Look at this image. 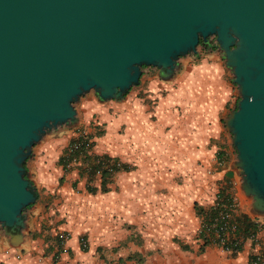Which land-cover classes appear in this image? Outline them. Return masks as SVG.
<instances>
[{
    "label": "crops",
    "instance_id": "crops-1",
    "mask_svg": "<svg viewBox=\"0 0 264 264\" xmlns=\"http://www.w3.org/2000/svg\"><path fill=\"white\" fill-rule=\"evenodd\" d=\"M178 63L168 81L152 67L142 70L123 101L79 97L77 123L32 146L25 166L37 198L26 210L18 245L0 231V264H248V256L258 254L264 215L251 214L248 207L238 206L237 212L261 226L235 255L202 244L197 235L195 205H211L217 183L236 174L223 119L237 98L231 106L230 72L217 49L198 47ZM94 129L102 134L92 137L88 152L106 154L128 169L110 176L107 191L89 193L79 159L66 170L56 161L72 137ZM99 182L95 174L89 185L98 188ZM65 232L68 238L57 247ZM133 254L141 261L128 258Z\"/></svg>",
    "mask_w": 264,
    "mask_h": 264
},
{
    "label": "water",
    "instance_id": "water-1",
    "mask_svg": "<svg viewBox=\"0 0 264 264\" xmlns=\"http://www.w3.org/2000/svg\"><path fill=\"white\" fill-rule=\"evenodd\" d=\"M209 43L238 94L223 119L230 167L261 216L264 0H0V231L12 246L37 198L24 162L45 134L77 123L79 97L123 101L142 66L171 80L179 57Z\"/></svg>",
    "mask_w": 264,
    "mask_h": 264
},
{
    "label": "trees",
    "instance_id": "trees-1",
    "mask_svg": "<svg viewBox=\"0 0 264 264\" xmlns=\"http://www.w3.org/2000/svg\"><path fill=\"white\" fill-rule=\"evenodd\" d=\"M144 68L151 67L142 66L141 73ZM152 70L155 71L157 69L152 67ZM232 86L234 85L232 84ZM101 134V129H94L92 133H81L76 137H72L67 146L58 155L56 161L62 169L66 170L70 167L69 164L79 159L78 172L86 178L85 190L89 193H94L96 190H99V192L107 191L105 184L108 182L110 176L116 171L128 169L125 164L106 154L97 155L88 152L93 145L92 137ZM216 158L221 163L224 160V155L219 152L216 154ZM25 162L24 167L26 168ZM95 174H99L100 177L98 188L89 185V181L93 179ZM234 190L232 179L227 175L217 183L211 205L207 207L195 205L194 207L195 213L200 219L197 235L202 244L210 243L217 245L230 255H235L240 251L242 242L245 239L253 241V237L259 227L261 225L264 226V222L260 225L247 214L237 212L238 208L236 199L234 198ZM215 234H218L222 240L215 238ZM82 239L81 237L79 240L81 241ZM56 245L57 247L60 246L59 239H56ZM128 258L135 260V262L141 261L137 254H133ZM248 264H264V247L258 254L248 256Z\"/></svg>",
    "mask_w": 264,
    "mask_h": 264
},
{
    "label": "rangeland",
    "instance_id": "rangeland-1",
    "mask_svg": "<svg viewBox=\"0 0 264 264\" xmlns=\"http://www.w3.org/2000/svg\"><path fill=\"white\" fill-rule=\"evenodd\" d=\"M211 40H212V37H211ZM146 68H144L143 70H145ZM230 77H231V75H230ZM84 95H95L94 93H93V91L92 90H89L88 92H86L85 94H83L82 96H84ZM81 97V96H80ZM236 98H238V94H237V92H236V87L235 86H231V106H233V104H234V101H235V99ZM109 101V100H108ZM114 101V100H113ZM74 105H76V103L74 104ZM77 118H78V116H77ZM66 129H69V128H64L63 126H61V127H58V128H56V130L55 131H51V132H49V133H47V134H45L41 139H40V141L37 143V144H35V145H39L40 143H42V142H44L46 139H49V138H58V137H60V135L62 134V131L63 130H66ZM47 141V140H46ZM34 145V146H35ZM232 149V148H231ZM230 157L231 158H233L234 156V151L233 150H231L230 151ZM29 163H30V161H29V158L26 160V162H25V164L27 165V166H29ZM26 169H27V167H26ZM28 171V170H27ZM28 173H29V171H28ZM29 176H32V174H30L29 173ZM233 177V179L234 180H232V181H234V183H233V186L235 185V192H236V203H237V207L239 206L240 207V209H246L248 206H249V203H250V199L249 198H247V197H245L244 196V194H243V192L240 190V188H239V183H240V179H239V177H238V175L237 174H234V176H232ZM157 250V249H156ZM158 251V250H157Z\"/></svg>",
    "mask_w": 264,
    "mask_h": 264
},
{
    "label": "built area",
    "instance_id": "built-area-1",
    "mask_svg": "<svg viewBox=\"0 0 264 264\" xmlns=\"http://www.w3.org/2000/svg\"><path fill=\"white\" fill-rule=\"evenodd\" d=\"M72 162H73V161H72ZM75 162H77V161L74 160V163H75ZM205 230L208 231L207 228H205ZM66 238H68V233L65 232V233H63L62 235H60V240H59V245H60V246H63V245H64V241H65ZM215 238L222 240V239L219 237L218 234H215ZM79 242H80V246H81V248H83V247L86 246V242H85L84 239H82L81 241L79 240Z\"/></svg>",
    "mask_w": 264,
    "mask_h": 264
},
{
    "label": "flooded vegetation",
    "instance_id": "flooded-vegetation-1",
    "mask_svg": "<svg viewBox=\"0 0 264 264\" xmlns=\"http://www.w3.org/2000/svg\"><path fill=\"white\" fill-rule=\"evenodd\" d=\"M212 47V43L207 44L206 48Z\"/></svg>",
    "mask_w": 264,
    "mask_h": 264
},
{
    "label": "clouds",
    "instance_id": "clouds-1",
    "mask_svg": "<svg viewBox=\"0 0 264 264\" xmlns=\"http://www.w3.org/2000/svg\"><path fill=\"white\" fill-rule=\"evenodd\" d=\"M251 99V98H250Z\"/></svg>",
    "mask_w": 264,
    "mask_h": 264
}]
</instances>
